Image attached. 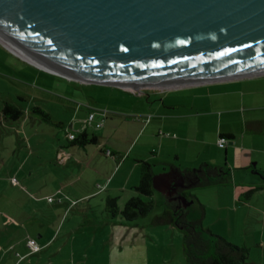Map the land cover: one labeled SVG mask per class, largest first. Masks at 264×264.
<instances>
[{"label": "crops", "instance_id": "0c3cea01", "mask_svg": "<svg viewBox=\"0 0 264 264\" xmlns=\"http://www.w3.org/2000/svg\"><path fill=\"white\" fill-rule=\"evenodd\" d=\"M100 88L123 96L119 101L128 104L116 109L127 114H106L110 108L88 97L74 110L76 120L65 139L0 136V264H186L177 229L154 226V220L128 223L107 212L109 198L117 199L122 210L137 195L139 162L150 163L155 174L179 175L205 164L227 169L229 164L236 180L238 170L256 161L254 173L264 177V149L258 150L264 145V75L152 88L147 94ZM129 94L133 96L125 97ZM34 107L53 120L44 106ZM3 108L1 122L14 129ZM90 114H95L91 125ZM121 125L129 131L124 145L119 139L111 141ZM89 128L103 132L95 135L97 143L73 145L70 135L87 133L91 138ZM221 139L227 141L224 148L219 147ZM14 178L18 185H13ZM29 239L36 240L39 253L31 254Z\"/></svg>", "mask_w": 264, "mask_h": 264}, {"label": "water", "instance_id": "95a60500", "mask_svg": "<svg viewBox=\"0 0 264 264\" xmlns=\"http://www.w3.org/2000/svg\"><path fill=\"white\" fill-rule=\"evenodd\" d=\"M0 34L27 63L85 83L137 90L264 75V0H0ZM184 185L174 171L153 179L162 194Z\"/></svg>", "mask_w": 264, "mask_h": 264}, {"label": "rangeland", "instance_id": "374dc122", "mask_svg": "<svg viewBox=\"0 0 264 264\" xmlns=\"http://www.w3.org/2000/svg\"><path fill=\"white\" fill-rule=\"evenodd\" d=\"M45 74L47 73L20 60L0 44V110L2 107L5 108L6 101L14 102L16 106L25 111L31 110L30 115L25 113L19 121L10 122L9 125H12L14 129H9L5 123L1 122L2 113L0 111V136L7 138H16L17 135L35 136V138L49 140L55 139V135H58L65 139V133L69 132L70 124L76 120L74 110L78 104L84 105L88 97L96 100L105 108H110L106 109L108 111L105 110L106 114L108 112L112 115L127 114L116 109L119 105L128 104L123 100L119 101V98L123 96L117 94L119 98H116L110 95L108 90L100 88V84L91 86L92 83L75 81L52 74L46 76ZM123 88L142 94L153 92V90H149L152 87L147 86L137 87V90L131 87ZM173 88L179 87L165 89ZM129 95L131 96L125 97L133 96V94ZM34 99L35 101H33ZM35 102L44 106L45 110L51 111L53 120L60 124L41 122L38 116L32 113V108L37 105ZM63 126L66 129H63ZM126 128H128L127 125H121V131L115 136L113 135L111 141L119 139L124 145L128 138L126 132H129ZM17 129H19V133H16ZM89 129L91 135L99 136L103 133L94 130V128ZM106 129L110 132L109 128ZM259 146L258 150L264 149V145ZM37 161L39 162V160ZM255 165L257 162L253 161L249 163L246 170H238L236 180H233L232 172L234 173L235 169L228 164V169L231 172V185L195 190L193 204L187 208V217L189 221L200 220L203 228L209 230L212 235L221 237L235 246L247 248L252 263L264 264V190L255 192L248 201L245 198L250 190L262 187L264 184V177L259 172L254 173ZM159 172L156 170L157 174L155 175H161ZM236 192L237 198L234 201L233 195ZM143 199L149 200L148 198ZM152 200L154 202L153 211L147 217L141 218L140 221H153L168 207L165 194L155 192ZM236 201H238L239 208H236ZM120 205L122 204L120 203Z\"/></svg>", "mask_w": 264, "mask_h": 264}, {"label": "trees", "instance_id": "16d2710c", "mask_svg": "<svg viewBox=\"0 0 264 264\" xmlns=\"http://www.w3.org/2000/svg\"><path fill=\"white\" fill-rule=\"evenodd\" d=\"M32 113L39 120L47 124H55L50 115L41 108L34 107ZM4 114L6 118L17 121L24 116V111L10 103L5 104ZM98 138L87 133L75 136L73 145L84 147L87 144L97 143ZM140 182L135 191L137 195L131 198L122 210L119 209L117 199L107 200V212L113 217L121 215L125 222L134 223L141 218L147 217L154 209L152 200L155 190L153 179L155 173L153 166L148 162H139ZM185 179L181 193L191 202L195 196L193 192L198 189L211 187H225L231 184V172L227 168L214 167L209 164L201 166L197 170H186L182 175ZM264 190V187H255L246 195L248 201L255 192ZM143 198H148L145 201ZM164 212L155 217L154 226H170L177 229L183 237V255L186 264H255L250 261V252L245 247L230 244L225 239L214 236L209 230L203 228L202 222L189 221L187 208L180 202H169Z\"/></svg>", "mask_w": 264, "mask_h": 264}, {"label": "bare ground", "instance_id": "6f19581e", "mask_svg": "<svg viewBox=\"0 0 264 264\" xmlns=\"http://www.w3.org/2000/svg\"><path fill=\"white\" fill-rule=\"evenodd\" d=\"M0 43L4 45L6 48L11 50L13 53H15L17 56L24 58L25 60H29L34 63V61L28 57L22 50H20L17 46H15L10 40H8L4 35L0 34ZM152 87V88H160V89H165V88H170V87H184V86H189L186 84H140L137 87ZM123 87H127L126 85H123Z\"/></svg>", "mask_w": 264, "mask_h": 264}, {"label": "built area", "instance_id": "2783aa9c", "mask_svg": "<svg viewBox=\"0 0 264 264\" xmlns=\"http://www.w3.org/2000/svg\"><path fill=\"white\" fill-rule=\"evenodd\" d=\"M94 121H95V114H90L89 117H88V123L91 125V124H94ZM102 126H103V122L97 123L95 127L97 129H100ZM70 140L74 141L75 140V135H70ZM226 145H227V141L225 139H221L219 141V147L220 148H224V147H226ZM106 155L110 157L112 155L111 151H107ZM12 183H13V185H18L19 184L18 180L15 179V178L12 179ZM48 202L52 203V202H54V199L53 198H49ZM28 247H29V249L31 251V254H36V253H39L41 251L40 246L38 245V243L34 239H29Z\"/></svg>", "mask_w": 264, "mask_h": 264}, {"label": "flooded vegetation", "instance_id": "af4514ba", "mask_svg": "<svg viewBox=\"0 0 264 264\" xmlns=\"http://www.w3.org/2000/svg\"><path fill=\"white\" fill-rule=\"evenodd\" d=\"M173 180H174L173 181L174 184H178L179 183V181L177 179H173ZM165 195L167 196V199H169L170 202H180V203H182L179 200L180 197L183 196L182 193H181V188L178 189V193L175 194V195L173 194V191H166Z\"/></svg>", "mask_w": 264, "mask_h": 264}]
</instances>
